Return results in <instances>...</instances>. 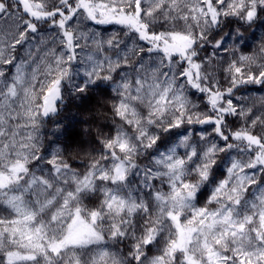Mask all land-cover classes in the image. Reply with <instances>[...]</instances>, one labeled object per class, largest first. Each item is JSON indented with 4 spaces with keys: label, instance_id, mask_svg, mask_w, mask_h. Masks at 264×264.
I'll return each mask as SVG.
<instances>
[{
    "label": "snow or ice",
    "instance_id": "1",
    "mask_svg": "<svg viewBox=\"0 0 264 264\" xmlns=\"http://www.w3.org/2000/svg\"><path fill=\"white\" fill-rule=\"evenodd\" d=\"M262 29L264 0H0V264H264Z\"/></svg>",
    "mask_w": 264,
    "mask_h": 264
},
{
    "label": "trees",
    "instance_id": "2",
    "mask_svg": "<svg viewBox=\"0 0 264 264\" xmlns=\"http://www.w3.org/2000/svg\"><path fill=\"white\" fill-rule=\"evenodd\" d=\"M37 2H39V0H37ZM94 28H98V30H103L106 26H93ZM264 30V29H262ZM247 34V33H246ZM259 34V30L257 32V35ZM251 50V49H250ZM49 61L48 60H45V64H47ZM45 64H41L39 65V70L37 72V81L39 82V80L42 78V72L45 69ZM250 87H253V86H250ZM259 86H254V94L256 95H264V93H261L259 91H256V89H258ZM95 100L92 99V100H88V99H84V98H81V100L79 101H75L71 104V111H72V115H73V119H72V124L74 125L73 129H71L72 131L74 132H78L81 128L83 127H87V125H83V124H79L77 123V117L79 115H84L86 114V110L88 108H91V107H94L95 106ZM138 110H140L138 108ZM66 115H68V113H66ZM105 115H110V113H105ZM21 123H23V121H20ZM67 123V121H66ZM109 130L108 129H105V132L107 133ZM78 167V166H77ZM207 198V194L201 198V204L204 203V201L206 200ZM4 215H7V213L4 211V209L2 207H0V216H4Z\"/></svg>",
    "mask_w": 264,
    "mask_h": 264
}]
</instances>
